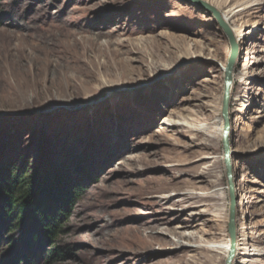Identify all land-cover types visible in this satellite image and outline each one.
Returning a JSON list of instances; mask_svg holds the SVG:
<instances>
[{
  "label": "rangeland",
  "instance_id": "rangeland-1",
  "mask_svg": "<svg viewBox=\"0 0 264 264\" xmlns=\"http://www.w3.org/2000/svg\"><path fill=\"white\" fill-rule=\"evenodd\" d=\"M224 1L217 10L237 11L241 31L234 264H264V0ZM228 56L212 16L183 0H0V158L82 186L55 247L16 235L21 252L0 244L3 264H179L223 242ZM54 248L61 257L48 259Z\"/></svg>",
  "mask_w": 264,
  "mask_h": 264
},
{
  "label": "trees",
  "instance_id": "trees-1",
  "mask_svg": "<svg viewBox=\"0 0 264 264\" xmlns=\"http://www.w3.org/2000/svg\"><path fill=\"white\" fill-rule=\"evenodd\" d=\"M2 159L0 244H6V247L12 250L18 248L16 251H20L21 237L18 240L16 235L22 234L26 236V245L29 248L38 242L55 247L61 223L67 218L82 186L69 180L64 171L56 170L41 178L39 172L28 169L25 160L13 157ZM17 230L18 233L15 234ZM22 241H25V237H22ZM23 248L25 251L28 249ZM23 255H27V252ZM61 255V251L54 248L50 250L48 259L55 260ZM4 259L0 257V264L4 263Z\"/></svg>",
  "mask_w": 264,
  "mask_h": 264
},
{
  "label": "water",
  "instance_id": "water-1",
  "mask_svg": "<svg viewBox=\"0 0 264 264\" xmlns=\"http://www.w3.org/2000/svg\"><path fill=\"white\" fill-rule=\"evenodd\" d=\"M189 5L195 7L202 12H206L212 16L216 24L222 30L223 34L227 38L229 45V56L227 64L223 72V85L222 95L220 103V119L222 124L221 132V147H222V162L225 171L226 186H227V198H228V212L229 220L227 223V234L230 241L229 252L225 264H232V258L235 251V233H234V216L236 208V197L233 184V172H232V152L229 145L230 136V116H229V103L230 92L232 82V72L234 71L236 60L238 56V47L234 41L233 34L230 28L223 22L219 11L213 6L209 5L203 0H183Z\"/></svg>",
  "mask_w": 264,
  "mask_h": 264
},
{
  "label": "bare ground",
  "instance_id": "bare-ground-1",
  "mask_svg": "<svg viewBox=\"0 0 264 264\" xmlns=\"http://www.w3.org/2000/svg\"><path fill=\"white\" fill-rule=\"evenodd\" d=\"M205 2H207L209 5L213 6L214 8L218 9L220 6H222L223 4H225L224 0H203ZM239 12V11H238ZM221 15V18L223 20V22L230 28L232 34H233V38L234 41L237 45V47H239V39L241 37V31L240 30H235L233 29V26L231 24V20L234 18L235 14H237V11L235 12V10H229L228 12H219ZM241 77L243 78V76L239 77L238 81H242L240 80ZM235 80H236V74H235V70L232 72V82H231V90H232V85H235ZM243 82V81H242ZM243 86V83H240L238 88L241 89V87ZM231 95V92H230ZM196 120H207V116L204 114L203 111L197 113V116L195 117ZM221 122V119H220ZM220 132H222V124L220 125ZM188 133H191L190 131H188ZM230 137V136H229ZM232 172H233V168H232ZM233 174V173H232ZM224 175H225V171H224ZM233 184H234V177H233ZM225 189L227 190V186L225 187ZM229 220V212L227 214V222L228 223ZM237 211L235 208V216H234V233H235V248H237V242H238V228H237ZM181 240H193V237H189L187 235H177ZM229 247H230V241L228 238V234L225 237V240L223 242H213L211 245H209L208 247H200L197 248L195 250H190L191 252H195L194 256H189L187 255L185 252L180 255L179 258V264H216V256H222L224 258V264L227 258V254L229 252ZM195 248V247H193ZM197 250H200L199 252ZM236 250V249H235ZM211 253L213 254L214 257H208V256H204L203 253ZM236 259V255H235V251H234V256L232 258V264H234Z\"/></svg>",
  "mask_w": 264,
  "mask_h": 264
}]
</instances>
